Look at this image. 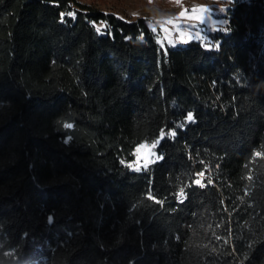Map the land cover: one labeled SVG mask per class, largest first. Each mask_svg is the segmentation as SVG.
Here are the masks:
<instances>
[{
  "label": "trees",
  "instance_id": "16d2710c",
  "mask_svg": "<svg viewBox=\"0 0 264 264\" xmlns=\"http://www.w3.org/2000/svg\"><path fill=\"white\" fill-rule=\"evenodd\" d=\"M225 19L163 49L144 18L0 0V264H264V0Z\"/></svg>",
  "mask_w": 264,
  "mask_h": 264
},
{
  "label": "rangeland",
  "instance_id": "374dc122",
  "mask_svg": "<svg viewBox=\"0 0 264 264\" xmlns=\"http://www.w3.org/2000/svg\"><path fill=\"white\" fill-rule=\"evenodd\" d=\"M133 21L144 18L156 41L166 46H184L191 41L208 42V34L225 26L226 10L234 0H78ZM157 160L155 144L135 149L132 170L146 168Z\"/></svg>",
  "mask_w": 264,
  "mask_h": 264
},
{
  "label": "snow or ice",
  "instance_id": "6c2138e0",
  "mask_svg": "<svg viewBox=\"0 0 264 264\" xmlns=\"http://www.w3.org/2000/svg\"><path fill=\"white\" fill-rule=\"evenodd\" d=\"M188 119L189 120H191L192 119V116H191V114H189V116H188ZM197 183H199V181H196Z\"/></svg>",
  "mask_w": 264,
  "mask_h": 264
}]
</instances>
